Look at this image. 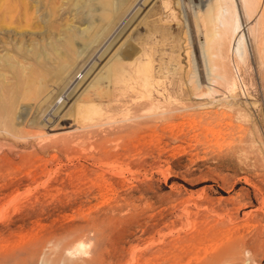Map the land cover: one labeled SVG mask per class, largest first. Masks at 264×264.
I'll use <instances>...</instances> for the list:
<instances>
[{"label":"rangeland","instance_id":"1","mask_svg":"<svg viewBox=\"0 0 264 264\" xmlns=\"http://www.w3.org/2000/svg\"><path fill=\"white\" fill-rule=\"evenodd\" d=\"M207 1L0 0V264H264V0Z\"/></svg>","mask_w":264,"mask_h":264},{"label":"bare ground","instance_id":"2","mask_svg":"<svg viewBox=\"0 0 264 264\" xmlns=\"http://www.w3.org/2000/svg\"><path fill=\"white\" fill-rule=\"evenodd\" d=\"M230 1L231 0H208L203 5V8L205 9L204 10L205 13L211 14V16H209V18L207 20L209 24L214 25L217 29H219V28H221L222 30L226 29V26L228 24V19L226 18V16H224V13H226L228 15L229 8H227V6H224V4H226V2H230ZM235 30H236V25H234V27L230 31L231 32V35H230L231 38H232V33H234ZM217 36L219 37L220 35H217ZM212 39H213V35L210 34L208 37V40L212 41ZM233 87H234V85H233Z\"/></svg>","mask_w":264,"mask_h":264}]
</instances>
